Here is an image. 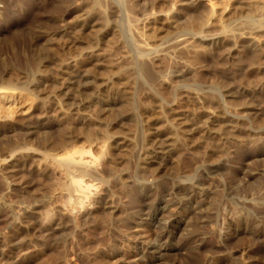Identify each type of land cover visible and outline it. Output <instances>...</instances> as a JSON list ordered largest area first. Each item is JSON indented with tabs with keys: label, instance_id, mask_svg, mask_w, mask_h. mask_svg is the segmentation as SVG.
<instances>
[{
	"label": "rangeland",
	"instance_id": "rangeland-1",
	"mask_svg": "<svg viewBox=\"0 0 264 264\" xmlns=\"http://www.w3.org/2000/svg\"><path fill=\"white\" fill-rule=\"evenodd\" d=\"M60 1L1 0L0 2V81L3 77L8 78V76L18 79L28 75L31 79V74L36 71L42 60L45 64L42 69L43 74L50 76L54 81L40 88L39 97L29 96L22 92L14 99L0 98L1 108L4 106L2 109L0 108V115L2 114L0 116V131L12 125L21 127L7 133H0V150L14 149V147L21 150L24 145L27 143L30 145L29 142H31V144L37 145L40 151H43L41 148H44L52 152L55 149L61 152L59 143H63L61 141L63 135H65L64 140H67L64 143L70 144V147L72 145L84 146L88 144V138H85L88 135L87 132H92V137L97 139L96 142L107 139L106 145L108 144L113 150V153L111 152L113 165L118 172L126 174L125 191L127 190L129 193L128 197L124 196L120 185H112L113 191H115L112 201L116 205H124L131 212L142 209H146V211L151 209L152 211L151 215L143 216L139 227L135 226L128 230L129 233L136 232L146 236L149 243L134 246L135 249L132 248L127 257L122 255L124 249H120L118 251L120 254L111 259L112 262L117 261L113 264H147L139 261L140 255H133L137 249L144 253L146 258L150 259L154 255L155 262L152 264H264V236L263 234L258 237L256 235L260 230H264V201L259 199L248 202V206L251 204L250 210L249 208L242 209V206L235 202L242 201L244 197H241L249 193L248 190L257 193L264 187V30L258 32L256 36L254 35V38L239 37L236 41L233 37L226 38L220 35L221 37L218 36L220 43L191 46L190 55L194 57L190 56L191 59L188 61L176 59L169 62L155 57L153 59L155 70L162 72L167 69V66H170L177 71L174 88L165 84L161 86L162 90L158 89L169 103L160 107L158 106L159 99L156 96L150 97V101L144 100L145 95L141 93L146 91V84L141 77L138 78L135 66L128 60L121 78L114 76V72L117 71L114 64L116 59L120 53L127 51L125 50L127 45L124 41L123 27L118 21V15L111 13L110 19L120 27H116L115 31H111L101 40L97 54L90 56L87 54L88 38L104 31L102 17L97 13L96 24L82 31V21L89 10L87 5L84 3L77 5L80 4L79 2L72 3L59 12H55L54 6ZM189 2H194V4H177V7L182 10H177L175 13L179 17L181 16V20H185L184 18L187 20L191 16L190 13L193 14L190 10L194 9L197 2L195 3V0ZM67 26H70L69 31L72 32L71 38H69L70 42L76 41L73 42L74 45L72 42V45L70 44L72 55L82 52L86 56L81 62V70L77 69V71L89 76L88 86L91 92L98 88L105 89L111 78H115L114 90L117 89V91L115 93L112 91L113 97H115L114 102L108 103L107 98L103 95L100 97V101L98 100L99 102L96 99L94 102L91 97L95 92L94 94L92 92L93 95L90 94L86 99L81 97L85 100H83L84 102L79 97H74L75 99L72 97L74 106L71 105L72 101L68 102L69 106L65 105L67 108L64 109L65 111L55 101L50 102L53 94L50 95L51 100L48 95L62 88L65 82L62 79L63 76L65 78L70 76L67 72H61L60 76L56 75V73H60L61 64L54 56L56 50L60 49L59 51H61L57 45L60 42L64 43L67 38L63 34V30ZM216 28L217 30L220 28V23L214 21L211 29L215 32ZM47 32L53 34L52 39L55 36V40H53L55 45L52 44L53 48L55 47L52 50L54 53L49 51L50 49L48 50L47 42L50 36H46ZM261 46H263L262 49ZM258 55L259 57H257ZM68 57L66 55L64 59ZM7 70L14 74L8 73ZM181 73L183 75H180ZM27 78H21V81H26ZM185 83H190L193 90L201 94L200 98H203L204 107L200 102L188 97L190 91L189 88L183 86ZM97 86L98 88H96ZM89 90L88 92L91 93ZM192 91L190 94L193 96L195 91ZM174 95L177 100L173 104ZM223 95L227 99L228 105L227 103L224 105L220 100ZM221 104L224 106L221 107ZM1 110H4V113ZM209 110L217 111L216 113L219 115L222 113L226 118L221 123L219 121L215 125L211 124L215 129L213 128L214 131L207 134L204 133V130ZM231 112H237L243 117L245 115L247 117V114L250 113L252 120L244 117L239 122H235L231 117ZM10 113H12L11 116ZM4 116H6L5 118L10 116L9 124ZM155 119L162 121L158 124L149 123ZM238 125H242L243 128ZM174 126L175 128H173ZM217 129L220 130V133H217L219 132ZM144 130L149 131V138H146ZM72 131L74 134L66 136ZM233 132L238 137L235 135L234 137ZM249 133L253 135V138ZM247 135L251 137H246ZM239 138L243 141L247 140L246 143L237 145L238 141H241ZM223 142L227 143L230 151H224L225 144ZM116 143L122 144L115 146ZM68 144L64 145L69 147ZM156 144H165L166 147L172 146L171 148H173L174 146V148L168 153L166 160L158 159L147 167L140 165L138 158L142 148ZM41 158L40 154H36L26 170L16 175L17 177H13L15 180L13 179V190L9 192L11 201L8 204L2 202L3 191L0 190V239L5 236L10 239L7 244L0 243V264H19L26 259L29 261L28 264H99L96 261L88 263L84 259V251L79 245V242L84 239L80 240L83 238L80 231L71 225L67 227V224H62L59 225L60 227H55V233L49 235L45 231L43 234L36 231L38 226L36 224H39L40 218L37 219V215L27 214L26 217L20 215L19 220H22L20 225L10 226V222L13 220L12 210H15L17 206L29 203L37 206L39 211L47 213L51 206V198L58 195L61 189L60 185L64 177L53 170L51 166L45 165ZM219 160H223L226 166L215 173L213 175L215 177H212L211 181L205 180L204 186H195L193 190L191 189L192 192H189L190 197L201 199L199 200L201 206L198 208L197 205L188 206L187 210L182 208L180 200L183 195H178V192L182 193V190L190 185L189 181L182 180L185 178L183 176L193 174L198 164L209 165V163ZM105 167L107 175L112 178L114 174L109 169L111 164L108 168ZM137 173L146 175V180L144 179L146 189L143 192L139 190L135 181L137 176L139 178ZM177 176H182V179H177ZM162 182H166L170 188L173 185L175 188L176 185L181 188L183 185L186 187L177 193L169 190L168 193L161 194L154 186ZM97 215L98 217L95 216V219L92 218L89 223L93 227H98L99 224V229H95V233L90 235V238L94 237H92L93 239L103 238L106 237V233L108 234L102 230L103 223L107 220V214L104 216V213H98ZM103 229L105 230V228ZM31 237L37 240L39 245L37 242H33V246L30 243ZM138 240L136 241L138 242ZM155 247L159 249L154 251ZM243 248L250 251V254L246 260L242 261L240 250Z\"/></svg>",
	"mask_w": 264,
	"mask_h": 264
},
{
	"label": "bare ground",
	"instance_id": "bare-ground-1",
	"mask_svg": "<svg viewBox=\"0 0 264 264\" xmlns=\"http://www.w3.org/2000/svg\"><path fill=\"white\" fill-rule=\"evenodd\" d=\"M188 1L190 0H61L58 4L54 6V10L55 12H59L61 9H63L64 7H68L72 3L79 2L80 4H77V5H81L82 3L86 4L89 10L87 11L86 15L83 18V21H82L83 24L81 23L83 25L82 31L89 27H93L94 24H96L95 19H96L97 13L100 14V16L102 17L103 26L105 27H104V31H102L101 34H96V35L94 34L95 36H90L88 38L89 46H88L87 54L90 56L97 54V51L100 46L99 43L101 40H103L106 36H108L111 31H115L114 29H116V27H120L119 25H117V23L114 24L112 20L110 19L111 13L117 14L118 21L121 23L123 27V32L125 36L124 41L127 45L126 46L127 48L125 50L127 51L124 53H120L119 57L116 59L114 63L117 69V71L114 72L115 78L116 77L121 78V74L123 73L125 64L128 60L131 64L135 66L134 68L139 75L138 78L141 77L144 83L146 84V91L143 92L142 90L143 93H141L140 91L142 95H145L144 100L150 101L149 100L150 97L156 96L159 99L158 106L164 107V105L166 104L168 105L169 103H167L166 99L163 97L161 91L159 90L161 89V86L165 84L167 85L169 84V86L171 87L174 86L175 76H176L175 74H177V71L172 69L170 66H167L166 67L167 69H165L162 72L160 70H155L154 68L155 64L153 63V59L155 57H159L160 59H164L169 62H172L176 59L178 61H181L182 59L184 61H188L189 59H191V57H194L190 55L191 46L198 47L205 43H209V44L210 43L212 44L220 43V39H218L219 38L218 36L220 35L225 36L226 38L233 37L234 39H236V41H238L239 37H242L244 39L248 37L254 38V35L256 36L258 32L264 30V0H195V3L196 2L197 3L195 4L194 9L190 10L193 12V14L190 13L191 16L190 18L188 16L189 19L186 20V18H184L185 20H181L182 19L180 18L181 16L179 17V15L175 13V11L177 12V10H180V8L177 7V4L179 3H187L188 5L194 4V2L188 3ZM214 21L220 23V28L218 30L216 28L215 32L211 29V26L213 25ZM69 27L70 26H67L63 30L64 36H67L64 43L60 42V44H58L56 42V44H58L57 46L61 48V51H59L60 50L59 49V50H56L55 53L52 51L55 48V47L53 48L52 46V44H54L53 40H55V36H54V39H52L53 38L52 33L47 32L46 34V36H50V38H48L49 41L47 40L48 41L47 45L49 47L48 50L50 49L49 51H52L54 53L56 60L58 62L60 61V64H61L60 73H56V75L60 76L61 72H67L70 75L68 78H65L64 76H63L64 78L62 77V79H64L65 82L60 90L58 89V91H55V92L53 91V93L51 92L48 95L50 100L52 98L50 102L55 101V103H57V105H59V107L63 108L64 110L66 108L65 106L66 104H68L67 106H69L68 102L72 101V103L71 102L70 103L71 105L73 104L72 97L73 99L79 97L83 101L84 99L88 98L90 94L93 95L94 92H95L94 94L95 96L94 95L92 97L90 96L91 100L94 101V99H96L97 102H99L100 97L103 95L104 97L107 98L106 101L108 103L114 102L115 97H113V94L117 91V89L114 90L115 83H116L115 78H111L110 82H108L107 86H105L106 87L105 89L98 88L97 86L96 88L98 89H94L96 91H92L93 92L92 94L88 86L89 76L83 72L77 71V69L81 68L80 67L81 62L86 56H84V53L82 52L77 55H74V54L72 55L71 53L72 46H70L72 41L70 42L71 39L69 40V38H71L70 34L72 32L70 33ZM260 48L262 49L263 46H261ZM50 55H52V53H50ZM66 55L69 57L67 59L66 58L64 59ZM43 56L45 55L43 54ZM39 57H40V54H39ZM257 57H259V55ZM44 65L45 64L43 60L42 62H39L36 71L33 72V74H31L32 75L31 79H29L28 75L27 76L24 75L23 77H19L18 79L16 77L14 79V77L12 78L11 76H8V78H4L3 76H1L3 77V79L0 81V98L7 97V98L14 99L15 96H17L18 94L20 95L22 92H25L29 96L31 95L34 97H39V92H41L40 88L42 86L44 87L49 82H52V83L54 82L53 80H51L50 76L43 74L44 71L42 69ZM10 72L8 71V73ZM10 74H14V73H10ZM10 74H7V75H10ZM180 75H183V74L181 73ZM180 75H177V76H180ZM21 78L22 79L27 78V80L21 81L22 80ZM189 84L185 83L183 84V86H186L187 88H189V91L191 92L194 88L191 87L192 85H189ZM159 86L160 88H158ZM88 90L91 93H89ZM112 91H114L113 94H112ZM190 92L188 94L189 95L188 97L190 99L192 97L196 102L197 101L200 102L202 104L201 106L204 107L203 98L202 99L200 98L201 94H199L198 91H195L193 92V96H192ZM51 94H53L52 97L50 96ZM81 97L84 99H82ZM176 100L177 98L175 96V100L173 101V104L175 103ZM220 100H222V103L224 105H226V103L228 102L224 95ZM224 105H222L221 107H223ZM72 106H74V104ZM216 108H217V105H216ZM6 111L8 110L6 109ZM216 112L210 111V110L207 112L209 117L207 118L208 120L205 122L206 127L204 130L205 131L204 133L209 134L212 132L213 128L215 129V127L212 128L211 124L215 125L216 122L220 121L221 123V121L225 120L226 116L222 115V113L221 115H219ZM11 114L12 113H10V116ZM231 114L230 115L235 120V122H239V120L242 118L244 119V117L251 119L250 113L247 114V117L246 115L243 117L237 112L236 113L231 112ZM6 116H4V118ZM10 116L5 119L8 120ZM1 118L3 119V117ZM161 121L162 120L160 119H155V120L150 121L149 123L158 124ZM9 123L10 121L7 124ZM171 124L174 125V123L172 122ZM240 126L241 128H243L242 125ZM202 127L204 129V126ZM17 128L20 129L21 127L18 125L7 126L6 128H3L0 131V133L1 134L7 133ZM173 128H175V126ZM176 129H174L175 132H176ZM253 129H256V128H253ZM218 130L219 129H217V131ZM148 132H149L148 130H144V134L146 135V138L150 137L149 136L150 134ZM72 133L74 134V132L72 131V132L67 133L66 136H68L69 134L72 135ZM217 133H220V130ZM87 134L88 135L85 137L86 139L88 138L87 145H84V146H73L72 145L71 147L69 146L70 144L64 143V141L67 142V140H64L65 135H63L61 137L63 139V140L61 139L63 143L58 142L61 145L63 144L62 146L59 145L61 152L60 150L56 151V149H55L56 152L55 151L52 152V151H49V149L46 150L44 148H41L43 149V151H40L39 147H37V145H34V143L31 144V142H29L30 145L28 143L27 145H24L21 148V150H17L16 149L17 147H14V149L9 148V150L8 148H6L7 150L3 149L4 151L0 150V168H1L0 169L1 170L0 190L3 191L1 200L4 204H8L11 201L10 199L11 194H9V192L13 190V183L15 180L13 177L16 175H19V173L26 170L27 166L32 163V162L30 163V161L33 159V157L36 154H40L42 157L41 159H43L45 165L51 166L53 170L60 173L64 177V180H62L63 182L61 181L62 183L60 185L61 189L59 190L58 195L56 196L52 195L53 197L51 198V202H50L51 206H49L50 209L48 208L49 211L47 213H45V211L43 210L42 211L44 213L39 211L40 209L38 210L37 206L30 205L29 203H26V204L24 203L23 205L20 203L21 205L17 206L15 210L11 209L13 220L12 222H10V226L14 224L20 225V221L22 222V220H19V218H21L20 215H24L26 217L27 214L37 215L38 216L37 219L40 218L38 222L39 224H36L38 225L36 228V231L40 233L47 231V233L51 235V233L52 234L53 232L55 233L56 226L67 224V227H69V225H71L73 228L80 231V234L83 238L80 239L79 237L80 235L77 237L80 240L84 239V241L79 242V245L81 249L84 251L83 257L85 260H87L88 263L92 261L93 262L96 261L99 264H113V263H116L117 261L112 262L111 259L117 254H120V252H118L120 251V249H124V251L122 252V255L124 257H127L130 253V250L134 248V246L137 247L139 245H144L145 243L149 241V240L147 241L146 236L144 237L136 232L129 233L128 230L132 229L135 226L139 227L140 225L139 223L140 221L142 222L143 216L149 215V214L151 215L152 211L151 209H149V211L148 210L146 211V209H142L137 212H131L129 211L128 208L124 207V205L121 206L119 204L117 205L114 204L115 202L112 201L113 199L112 196L114 195L115 191H113L112 185L113 186L120 185V188H121L120 190H122L121 191L122 195L127 196V197L129 196L128 191L127 190H126L127 192L125 191V188H126L125 175L126 174L118 172L116 170V167L113 165V162H112L113 159H111L113 150L108 146V144L106 145L107 139H105V141H101L102 143L96 142L97 139L95 138L96 139L95 140L92 137L93 135L92 132L91 133L87 132ZM234 135L235 133L233 134V136ZM235 136L238 137L237 135ZM249 136L247 135L246 137H249ZM110 137L112 136L110 135L109 138ZM240 138L239 140H241ZM252 138H253V135H252ZM231 139H234V138H231ZM235 139H238V138H235ZM245 141L243 140L238 141L239 143L237 145L240 146L244 144L243 142ZM223 143L225 144L224 151L228 152L229 149H228V145H226L227 143L225 142ZM64 144H68L69 147H66L67 145H64ZM120 144L122 143H116L115 146L120 145ZM234 144L236 146V143ZM169 147H166L165 144L164 145L156 144L153 146L143 147L139 154V158H138L139 164L142 166L146 165L147 167L149 164L157 161L158 159H162L163 161L166 160L168 158V153L171 152L172 149L174 148V146L173 148H171L172 146L170 148ZM106 156H110V157H106ZM112 158L114 157L112 156ZM110 164H111V168L109 169H111V172L114 174L112 178L107 175V171L105 170L106 168L105 166H107L108 168ZM224 166H226V164L223 160H219L214 163L213 162L209 163V165L208 164L205 165L202 163L201 165L198 164L195 167L194 169L195 171L193 174L191 175L188 174L186 176L185 175L183 176L181 174L183 178L185 177L184 179L181 178L182 176L181 177L177 176L178 177L177 179L179 180L181 178L183 181H189L190 185L188 187L185 186L186 189L188 188L189 190H186V189L182 190L184 185L182 186V188L181 186H177V185L175 188V186L173 185L172 187L175 188L174 190V188L172 187L170 188L166 182L159 183L155 185L154 187H156L158 193H161V194L162 193L165 194L167 191L169 192V190L172 191L173 193L174 191L177 193L178 191L182 190L183 191L182 193L178 192V195L179 194L183 195V197L180 195L183 198V199L181 198L180 200L181 207L187 210L188 206L194 207V205H197L196 207L198 208V206L199 207L201 206V202L199 201L201 199L199 197H198L199 199H196L195 196H194L195 198L190 197L189 192L191 191V189L193 190V187L195 186H204V181L205 180L207 181L208 179L210 180L213 177V175L217 173L220 169H222ZM141 170H143L142 167H141ZM141 175H139V178L137 176L135 178V181H136V184L139 186L138 187L139 190L143 192L146 189L145 188L146 185L144 182L146 180L145 178L146 175L145 176L143 175L141 176ZM230 192L231 191L229 190V193ZM247 192L249 193H246L245 196L241 197V198L244 197L242 201L241 200L235 201L237 202V204H240V206H242V209L244 208L245 210H247L249 208L250 210L251 204L248 206V202L250 201L252 202V200L258 201L259 199H261L262 201H264V187L261 188L260 192H257V193L250 192L249 190ZM229 193H226V194H229ZM120 202L122 203V201ZM259 212L260 211L258 210V213ZM98 213H102V214L104 213V216L105 214H107L106 215L107 220L105 223H103V228H105V230L103 228L102 230L105 232H108V234L107 233H106L107 235L105 234L106 237L93 239L94 237L92 236L93 238L92 237L90 238V235L91 233H95V229H99V224H98V227L96 226L93 227L89 223L92 218L95 219V216L96 218L98 217L97 215ZM18 214H19V217H18ZM257 226H259V224H257ZM79 231H75V232H79ZM17 232L19 231L17 230ZM262 234L264 236V230H260L256 235L258 237ZM9 240L10 239H8L5 236L2 239H0V243L7 244L9 243ZM136 240H138V242ZM33 242H37L38 244V241L35 240L34 238L30 240V243H32V245H33ZM157 249L159 248L155 247L154 251ZM240 252H241L240 258L242 261L246 260L250 254V251H248L246 248L241 249ZM133 255L135 256L140 255L139 261L143 263L146 262L147 264H152L153 262H155L154 255H152L150 259L148 257L146 258L145 254L141 253V251L138 249L136 250V253H134ZM28 263L29 261L28 259H26L20 262L19 264H28Z\"/></svg>",
	"mask_w": 264,
	"mask_h": 264
}]
</instances>
